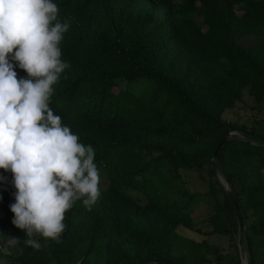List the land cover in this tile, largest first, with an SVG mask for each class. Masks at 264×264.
Here are the masks:
<instances>
[{"label": "trees", "instance_id": "trees-1", "mask_svg": "<svg viewBox=\"0 0 264 264\" xmlns=\"http://www.w3.org/2000/svg\"><path fill=\"white\" fill-rule=\"evenodd\" d=\"M54 2L58 19L70 25L59 45L69 67L53 85L49 107L94 148L109 186L83 218L65 213L59 242L32 237L41 245L35 249L11 222L16 190L12 174L0 169V231L11 226L20 239L11 264H69L103 247L107 264H231L233 256L225 259L205 239L186 250L178 232L183 226L229 236L241 226L217 171L238 197L251 264H264V129L223 117L246 88L264 103V47L241 43L264 37V0ZM233 132L243 138L228 139L216 163L219 142ZM163 163L177 173L206 169L208 230L195 223L189 201L170 196Z\"/></svg>", "mask_w": 264, "mask_h": 264}, {"label": "clouds", "instance_id": "clouds-1", "mask_svg": "<svg viewBox=\"0 0 264 264\" xmlns=\"http://www.w3.org/2000/svg\"><path fill=\"white\" fill-rule=\"evenodd\" d=\"M58 13L54 0H0V169L12 174L16 190L11 222L35 249L34 236L59 242L76 201L90 210L101 196L94 148L49 107L53 85L69 67L59 45L70 25ZM19 242L0 231V251Z\"/></svg>", "mask_w": 264, "mask_h": 264}, {"label": "rangeland", "instance_id": "rangeland-1", "mask_svg": "<svg viewBox=\"0 0 264 264\" xmlns=\"http://www.w3.org/2000/svg\"><path fill=\"white\" fill-rule=\"evenodd\" d=\"M241 43L247 46L264 47V37H248ZM121 85L122 87H126L125 82H122ZM223 117L227 121L237 122L247 125L248 127L255 126L264 129V103H256L254 98L249 94L248 88H246L244 90L243 101L238 102L235 107L226 110ZM158 168L167 181L170 196L184 203L189 201L187 209L191 212L195 223L204 231L208 230V218L212 215L213 200L210 196L206 195V192L209 190V180L206 169L203 171L181 170L177 173L166 163H163ZM98 169L101 177L100 187L102 192L108 188L109 179L104 170L100 167H98ZM262 176L264 178V170L262 171ZM149 177L160 182L154 172H150ZM216 178L227 192H231L225 177L219 171H217ZM194 194V197H190V195ZM87 210L88 208L83 205L82 201L78 200L74 203L73 207L69 209V212L71 216L79 220L85 216ZM251 221L252 218L249 217L247 223ZM3 232L17 237L16 230L11 226L7 227ZM178 232L184 237V247L186 250H192L195 241H202L205 239L209 243L217 245L225 259H229L233 256L232 259L229 260L231 264H237V257H239L242 264H247L246 245L244 244L245 239L241 226L229 236L219 234L204 235L186 229L183 226H179ZM0 247H3V245H0ZM19 254L20 248L17 245L14 248L7 249L6 252L0 251V264H11L13 259ZM54 264L58 263L55 262ZM69 264H107V249L103 247L98 252L90 254L87 257H78Z\"/></svg>", "mask_w": 264, "mask_h": 264}, {"label": "water", "instance_id": "water-1", "mask_svg": "<svg viewBox=\"0 0 264 264\" xmlns=\"http://www.w3.org/2000/svg\"><path fill=\"white\" fill-rule=\"evenodd\" d=\"M232 138H243V137L240 136L238 133H231L229 137H225V138H223V139L219 142V144H218V146H217V148H216V150H215V153H214V161H215L216 163L219 162V157H218L219 149L221 148V146H222V145H223L228 139H232ZM227 184H228V183H227ZM228 186H229V184H228ZM230 189H231V188H230ZM228 193H229V196H230V198H231V200H232V202H233V204H234V206H235V209H236V211H237V214H238V217H239V221H240V225H241V229H242L243 234H244L245 229H244V223H243V216H242V211H241V209H240V205H239L238 197H237L235 191L232 190V189H231V192H228ZM156 263L174 264L173 262H170V261H168V260H166V259H158V260H155V261L151 262L150 264H156ZM247 264H251V262H250V257L248 256V252H247Z\"/></svg>", "mask_w": 264, "mask_h": 264}, {"label": "built area", "instance_id": "built-area-1", "mask_svg": "<svg viewBox=\"0 0 264 264\" xmlns=\"http://www.w3.org/2000/svg\"><path fill=\"white\" fill-rule=\"evenodd\" d=\"M233 133H236V132H233Z\"/></svg>", "mask_w": 264, "mask_h": 264}]
</instances>
